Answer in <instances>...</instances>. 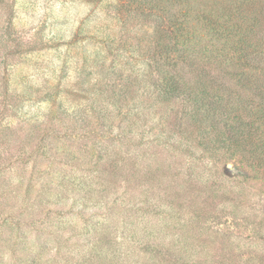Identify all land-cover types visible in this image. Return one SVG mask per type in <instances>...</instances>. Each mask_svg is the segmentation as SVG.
I'll return each instance as SVG.
<instances>
[{
  "label": "rangeland",
  "instance_id": "rangeland-1",
  "mask_svg": "<svg viewBox=\"0 0 264 264\" xmlns=\"http://www.w3.org/2000/svg\"><path fill=\"white\" fill-rule=\"evenodd\" d=\"M60 4L9 0L0 6V264H169L168 252L183 253L187 247V264H264V239L253 236L259 229L255 226L263 223L264 228V175L228 154L223 135L224 163L197 166L189 191L183 189L182 177L169 184L177 197L183 195L199 208L216 200L218 212H204L191 229L150 213L161 201L153 192L157 187H150L152 196L141 171L154 159L162 162L159 168L168 169L169 161L166 154L148 148L140 159L128 155L127 143L138 134L129 130L125 140L117 134L125 124L140 125L136 118L115 129L93 117L72 122L46 96L23 105L22 90L34 95L39 88L59 85L60 102L79 92L83 99L89 84L82 86L75 76L86 64L92 65L86 70L91 72L97 64L94 57L88 56L87 63L84 53L80 57L82 48L88 50L84 33L77 37L65 25L54 24L65 16ZM98 46L102 54L109 52L102 42ZM123 56L99 58V66L102 60L106 63L104 73L95 68L102 75H94L90 85L101 83V93L86 96L85 103L105 106L119 96L122 84L113 72L129 69ZM132 80L130 94L143 92ZM141 98L139 102L151 104ZM141 119L146 121L144 115ZM158 122L149 118L148 124ZM155 128L150 132H157ZM228 177L235 181L229 196ZM122 184L130 189L127 197L121 195ZM134 201L140 202L138 208L130 203ZM249 219L255 224L248 225ZM246 250L255 253L241 258Z\"/></svg>",
  "mask_w": 264,
  "mask_h": 264
},
{
  "label": "trees",
  "instance_id": "trees-1",
  "mask_svg": "<svg viewBox=\"0 0 264 264\" xmlns=\"http://www.w3.org/2000/svg\"><path fill=\"white\" fill-rule=\"evenodd\" d=\"M45 1L50 5L61 1L65 16L54 24L65 25L77 37L84 33L88 50L82 48L80 57L85 54V63L90 60L88 56L94 57L97 64L92 72L86 71L92 66L86 64L83 72L75 76L82 86L89 84L83 99L78 96L82 94L79 92L70 94L69 98L61 97L60 102V85L39 88L34 95L22 90L20 99L24 100L23 105L27 102L34 105L33 98L45 100L46 96L58 106L59 114L72 122L93 117L121 129L126 120L136 118L140 125L125 124L123 133L117 134L122 140L128 139L129 130L138 134V139L131 138L127 143L131 151L128 155L140 159L148 148L147 151L166 154L169 161L168 169L159 168L162 162L154 159L141 171L150 183L149 191L150 187H157L158 192H153L161 201L153 204L155 208L150 213L163 214L162 218L174 226L178 221L194 229L197 227L194 220L204 212L207 216L218 212L216 200L203 202L199 208L182 194L177 197L169 184H177L182 177L181 183H185L182 187L189 191L187 184L193 183L197 166L224 163L226 152L221 135L228 142V154L264 175V0ZM4 4L9 5V0H0V6ZM98 42L105 44L103 47L109 52L102 54L103 48ZM122 54V64L129 69L113 72H118L121 80L119 96L111 98L115 97L112 94V103L105 106L85 103L86 96L96 98L101 93V83L90 85L94 75L104 73L106 63L102 60L99 66V58ZM95 68L100 71L102 68V74L93 72ZM132 77L143 92L131 95L127 90ZM141 97L143 101L151 100V104L139 102ZM50 110L53 112L52 107ZM142 115L146 121L141 119ZM149 118H157L159 122L149 125ZM155 127L157 132L151 133ZM144 138L147 139L144 141ZM231 147L235 151H230ZM184 165L187 167L182 172ZM231 182L235 181L228 177V196L233 193ZM122 187L121 195L127 197L130 189L127 185ZM163 187L167 188L161 193ZM261 188L264 194V182ZM130 203L137 208L140 205L139 201ZM254 220L249 219L248 225L255 224ZM262 225L255 226L259 229L253 236L258 239H264ZM251 240L255 242L254 238ZM188 248L183 253L168 252L166 262L187 264ZM254 253L246 250L239 256L248 258Z\"/></svg>",
  "mask_w": 264,
  "mask_h": 264
}]
</instances>
